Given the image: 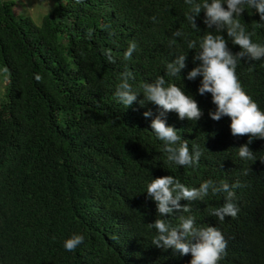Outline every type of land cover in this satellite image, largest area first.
<instances>
[{
	"label": "trees",
	"instance_id": "1",
	"mask_svg": "<svg viewBox=\"0 0 264 264\" xmlns=\"http://www.w3.org/2000/svg\"><path fill=\"white\" fill-rule=\"evenodd\" d=\"M57 7L39 24L16 15L13 0H0V69L8 83L0 103V264H189L191 255L152 245L160 217L141 193L152 178L172 175L188 187L212 179L239 183L235 218L220 221L211 210L224 204L222 194L181 201L190 211L167 217L175 227L191 215L197 227L213 226L227 247L218 264H264V140L248 145L254 160H242L238 147L248 137L233 136L228 117L212 120L211 95L197 93L200 78L189 81L196 66L190 40L208 32L203 12L191 28L185 0H55ZM255 43L264 44L259 16L238 18ZM177 31L183 33L176 37ZM135 43L131 59L124 53ZM186 54L181 77H168L166 65ZM125 73L141 90L164 76L197 101L198 121L166 113L168 125L198 145L194 167L167 162L162 142L143 113L160 109L139 100L125 108L115 92ZM41 78L37 80L35 77ZM237 78L264 111V60L238 62ZM82 234L75 251L65 239Z\"/></svg>",
	"mask_w": 264,
	"mask_h": 264
},
{
	"label": "clouds",
	"instance_id": "2",
	"mask_svg": "<svg viewBox=\"0 0 264 264\" xmlns=\"http://www.w3.org/2000/svg\"><path fill=\"white\" fill-rule=\"evenodd\" d=\"M189 6L186 18L191 28L199 31L196 23L203 12L202 23L207 29L225 33L233 45L239 46V51L233 53L224 35L216 36L208 32L199 41L190 40L187 43L189 50L198 49L193 61L198 62L195 67L187 72L185 79L192 81L200 78L197 93L201 96L211 95V102L215 105L214 111L208 113L214 121L223 117L230 119L229 128L233 136H247L248 142L239 146L238 156L242 160H254V153L248 147L255 139L264 140V111L260 109L253 99L242 88L237 75L236 67L239 61L264 60V44L255 43L245 26L240 23L247 11L259 16L258 25L264 27V0H185ZM176 37L183 35L177 31ZM136 50L132 43L124 53L125 59H131ZM187 55L182 54L171 60L166 65L168 77H181L182 70L186 67ZM40 80V76L35 77ZM133 79L130 73H125L118 85L115 97L125 108L138 101V96H143L139 104L156 105L160 112L157 115L145 111L143 116L150 119V129L155 138L162 142L163 151L166 153L167 162L176 167H194L198 164L202 151L198 145L189 149L188 140L178 134V130L168 125L166 113L175 112L178 119L198 121L203 115L197 101L192 95L186 94L183 87L169 84L164 76H158L152 82H146L141 90H137L129 81ZM239 183L215 182L208 179L200 183L199 187H188L172 175L152 178L146 184V189L141 192L145 199L155 204V219L148 226L155 230L152 245L164 250L171 249L181 256L191 255L189 264H218L227 242L217 228L213 226L197 227L196 219L191 215H181L180 223L173 227L167 217L177 213H187L190 208L181 201L204 200L210 193L222 194L224 204L211 210V215L224 221L226 217L235 218L239 208L234 202L235 189ZM82 234H73L63 242V247L68 252L75 251L84 243Z\"/></svg>",
	"mask_w": 264,
	"mask_h": 264
},
{
	"label": "rangeland",
	"instance_id": "3",
	"mask_svg": "<svg viewBox=\"0 0 264 264\" xmlns=\"http://www.w3.org/2000/svg\"><path fill=\"white\" fill-rule=\"evenodd\" d=\"M13 12L22 17H29L33 22L39 24L43 16L52 13L57 7L55 0H13ZM8 75L0 69V103L6 92Z\"/></svg>",
	"mask_w": 264,
	"mask_h": 264
}]
</instances>
